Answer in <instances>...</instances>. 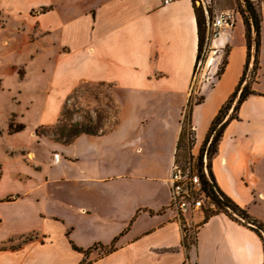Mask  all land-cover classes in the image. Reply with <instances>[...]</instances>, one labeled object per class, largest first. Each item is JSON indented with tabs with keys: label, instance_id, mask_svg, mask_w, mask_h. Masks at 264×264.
<instances>
[{
	"label": "crops",
	"instance_id": "1",
	"mask_svg": "<svg viewBox=\"0 0 264 264\" xmlns=\"http://www.w3.org/2000/svg\"><path fill=\"white\" fill-rule=\"evenodd\" d=\"M27 7L42 8L33 22L45 37L57 33V45L44 52L39 72L17 78L24 85L11 95L18 103L26 95L27 109L39 100L37 120L27 126L28 111L12 112L0 126V264H264L261 237L227 214L197 211L181 227L170 208L183 114L190 99L199 101L190 111L197 172L209 127L243 73L242 19L211 43L205 79L191 95L195 1L27 0ZM83 85L109 88L114 125L67 143L52 139L45 130ZM253 85L258 95L225 127L209 169L219 190L264 225V93ZM9 119L21 129L9 131ZM95 245L103 249L84 254Z\"/></svg>",
	"mask_w": 264,
	"mask_h": 264
},
{
	"label": "rangeland",
	"instance_id": "2",
	"mask_svg": "<svg viewBox=\"0 0 264 264\" xmlns=\"http://www.w3.org/2000/svg\"><path fill=\"white\" fill-rule=\"evenodd\" d=\"M194 1L197 11L204 14L205 8L210 17L228 12L234 19L241 18L238 6L240 0H203L204 3L200 0ZM10 2L11 0H0V126L5 125L7 116L12 112L24 114L26 111L28 113L21 119L27 126H31L42 109L39 100H34L32 107L27 109V105H31L26 95L21 98V103L15 101L16 97L11 95L24 85L18 83V77L23 78L26 74L29 76L39 72L38 62L40 64L45 62L44 52L56 47L57 33L45 37L38 27L39 21L33 22L35 17H39L42 8L29 9L27 0H14L15 7L10 6ZM260 7L259 48L253 86L258 93H264V2ZM3 79L5 84L2 87ZM33 80V78L30 80V86H34ZM116 112L108 87L83 85L63 101L55 126L45 130V133L52 139L62 142L67 140L65 135L74 124H81L83 129L95 134L104 133L116 121ZM11 121L13 120L9 119L7 123L16 126ZM0 153L2 154L1 146ZM185 239L192 242L193 233L186 232ZM97 249L98 247L95 248Z\"/></svg>",
	"mask_w": 264,
	"mask_h": 264
},
{
	"label": "trees",
	"instance_id": "3",
	"mask_svg": "<svg viewBox=\"0 0 264 264\" xmlns=\"http://www.w3.org/2000/svg\"><path fill=\"white\" fill-rule=\"evenodd\" d=\"M194 1V0H193ZM239 1V0H238ZM239 12L241 19L245 27V41L247 48V57L242 76L239 80L234 92L221 107L216 117L213 119L205 140L202 144L198 155L197 173L200 177L202 192L207 199L215 206L214 210H204L205 218L214 215L217 212H223L232 219L242 223L249 229L257 233L264 242V225L257 220L253 219L247 212L239 208L232 200L225 196L215 184L214 178L209 169V160L215 154L218 143L222 137L223 131L227 124L237 118V112L241 103L250 95H258L251 89V85L254 82V74L257 70L258 48H259V32L261 23V7L259 2H252L251 0H240L238 2ZM196 23H197V36H198V53L196 57V63L202 58L206 39V16L200 11L195 9ZM208 17L210 15L208 14ZM226 65V60L223 59L222 65L217 71L216 77H219ZM199 101L193 102L189 100L186 107V114L184 119V125L177 144V152L183 163H188L190 160L189 150L192 145V135L187 131V125H190V111L191 107ZM9 131L17 132L21 127H13L12 124L8 126ZM61 134H64L61 132ZM80 134L95 135V133L82 128L81 124H74L67 131L65 141L70 142L74 137ZM182 152V154H180ZM103 249L102 246L95 245L84 254L88 255L91 249ZM75 250L80 251L76 247ZM113 244L105 251V253L111 252ZM80 264H86L83 260Z\"/></svg>",
	"mask_w": 264,
	"mask_h": 264
},
{
	"label": "built area",
	"instance_id": "4",
	"mask_svg": "<svg viewBox=\"0 0 264 264\" xmlns=\"http://www.w3.org/2000/svg\"><path fill=\"white\" fill-rule=\"evenodd\" d=\"M172 1L173 0H163V4L167 5ZM200 1L201 3H204L203 0ZM204 14L207 20L206 39L202 58L196 63L190 87L191 95L195 93L197 85L205 79L202 75V70L206 65L211 43L216 40L224 30L232 27L234 24V17L228 12H221L220 14L209 18L208 13L204 8ZM185 114L186 109L183 114L182 126L184 125ZM187 131L192 135L191 125H187ZM53 158L57 161L59 155L55 154ZM169 190L170 208L175 213L181 227H186V223L183 221L186 216H194L197 211L204 212L206 209H215V206L202 192L200 177L197 172L193 171L190 160L188 163H180L176 158V153L173 156V161L170 167Z\"/></svg>",
	"mask_w": 264,
	"mask_h": 264
}]
</instances>
